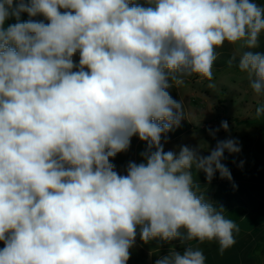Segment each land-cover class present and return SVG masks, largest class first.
<instances>
[{
  "label": "clouds",
  "instance_id": "1",
  "mask_svg": "<svg viewBox=\"0 0 264 264\" xmlns=\"http://www.w3.org/2000/svg\"><path fill=\"white\" fill-rule=\"evenodd\" d=\"M262 35L257 0H0V264H127L138 227L144 243L232 247L239 226L198 195L192 170L231 182L222 160L239 141L217 140L205 156L198 145L165 151L162 136L185 119L173 83L211 81L226 43L247 49L228 64L239 58L264 95ZM134 136L143 162L120 174L112 161ZM205 259L188 246L155 264Z\"/></svg>",
  "mask_w": 264,
  "mask_h": 264
},
{
  "label": "rangeland",
  "instance_id": "2",
  "mask_svg": "<svg viewBox=\"0 0 264 264\" xmlns=\"http://www.w3.org/2000/svg\"><path fill=\"white\" fill-rule=\"evenodd\" d=\"M257 2L264 3V0ZM21 18L29 19L26 13ZM245 50L239 43H226L217 49L218 58L212 68L211 81L201 80L193 74L184 77V83L178 87L173 83L170 92L174 99L182 100L185 119L178 128L162 136V141L168 137L167 143H162L165 151L172 150L177 154L180 145H198L201 155L206 156L217 140L233 138L239 141L241 151L237 154L225 152L222 160L231 172V182L221 179L217 172L208 183L205 174L195 168L192 170L193 179L200 185L198 195H204L217 206L222 205L226 209L225 217L239 226V232L234 233L237 251L233 252L248 245L243 259L249 264H262L260 260L256 261V254H260V247L264 250V114L257 116L256 109L264 105V95L257 96L251 90L247 73L238 68L239 58L228 64L233 54ZM253 51L264 52V35L260 38V46ZM78 60L77 55L74 61ZM210 83L215 87L209 88ZM222 121L229 125L227 132L220 128ZM209 129H220L215 139L209 135ZM176 131L179 133L175 134ZM132 139L130 153L137 144L145 145L137 136ZM123 153H120V159ZM2 244L0 242V247ZM261 254L264 256V251Z\"/></svg>",
  "mask_w": 264,
  "mask_h": 264
},
{
  "label": "crops",
  "instance_id": "3",
  "mask_svg": "<svg viewBox=\"0 0 264 264\" xmlns=\"http://www.w3.org/2000/svg\"><path fill=\"white\" fill-rule=\"evenodd\" d=\"M166 138L168 140V137ZM133 139L135 140L136 138ZM133 139H131V141ZM132 148L133 147H129V149L122 154V159L119 158V153L112 161L116 165V170L119 173L121 172V174H126L125 168L129 161H134L136 163L143 162V158L141 157L140 153L145 150V145L141 144V146H138L137 144L135 146L136 149L134 148V150L130 153L129 150H131ZM3 246L4 245L2 244L0 249H2ZM188 246L199 248L202 250L206 258L205 264H249L247 260L243 259V256L245 255L244 252L249 247L248 245H245L243 249L236 253L233 252L237 251V249L234 248L235 246L233 245L232 247L225 250L223 254H220L219 245L216 241H205L203 243H200L194 239L191 241H186L184 244H182L180 240L164 242L159 239H154L149 241L148 243H144L140 238L139 227L137 228L136 243L134 247L130 249L131 256L127 264H155V261L158 258L166 256L169 251L175 250L182 254L185 248ZM258 251L261 254V251L264 250H262V248L260 247ZM260 254H256V261L260 260L261 263L264 264V256L261 254L263 256L262 257ZM251 264L253 263L251 262Z\"/></svg>",
  "mask_w": 264,
  "mask_h": 264
},
{
  "label": "trees",
  "instance_id": "4",
  "mask_svg": "<svg viewBox=\"0 0 264 264\" xmlns=\"http://www.w3.org/2000/svg\"><path fill=\"white\" fill-rule=\"evenodd\" d=\"M22 19V18H21ZM23 20V19H22ZM7 22V26H8V24H10V23H14L15 21H14V19H10V20H8V21H6ZM77 63H78V61H76ZM176 133H179V132H175V134Z\"/></svg>",
  "mask_w": 264,
  "mask_h": 264
}]
</instances>
